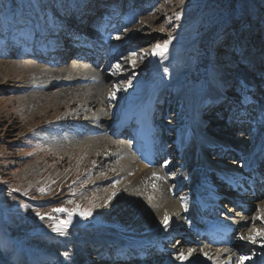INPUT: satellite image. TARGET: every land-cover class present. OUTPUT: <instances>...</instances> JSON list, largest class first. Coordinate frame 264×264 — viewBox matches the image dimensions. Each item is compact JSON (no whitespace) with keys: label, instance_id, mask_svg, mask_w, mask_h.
<instances>
[{"label":"rangeland","instance_id":"obj_1","mask_svg":"<svg viewBox=\"0 0 264 264\" xmlns=\"http://www.w3.org/2000/svg\"><path fill=\"white\" fill-rule=\"evenodd\" d=\"M22 1L24 7L20 8L21 0H16L14 19L7 8L9 0H5L3 14L0 15V262L38 264L35 257L40 258L43 264H129L130 258L112 259L115 257L112 253L107 256L100 252V248L94 247H104L101 241L109 237H118L119 242L121 232L127 228L132 230V223L124 221L133 215L132 209H125V204L120 203L128 200L123 196L124 189L120 184L122 160L109 150L105 154L107 163L97 169L99 162L94 159L87 161L91 154L88 156L87 151L83 152L90 137L75 133L76 126L100 131L118 104L146 89H154L163 97L172 93V102L182 99L180 95L187 93L188 100L193 102V97L205 96L221 85L227 86L228 81H234L238 74L253 78L255 70L250 64L249 68L246 61L254 63L257 71L261 72L264 62V0H158L153 12L140 16V22L120 37L118 42L123 48L122 53L113 60L109 69L101 73L102 83L100 72L93 73L89 67L74 65L68 59L59 67H52L23 55L19 58L21 51L17 52V43L22 41L20 36L29 37L34 28L41 31L42 27H51V22L57 23L58 30L53 32L47 28L41 35L46 37L50 33L55 35L52 40H56L88 20L89 6L97 12L105 0ZM168 40L171 42L164 55H153L154 47ZM133 52L135 56L131 55ZM51 69L74 70L81 72L80 75L90 72L100 83L70 78V82H62V78L53 73H41ZM262 74L264 76V72ZM261 82L264 85V80ZM116 86L119 90L113 95L112 88ZM99 92L100 96L96 97ZM260 93L264 97V89ZM101 95L114 99L100 107L87 106L94 99L99 102ZM192 106L190 104L189 107ZM247 131L254 133L252 129ZM101 135L91 139L109 138L104 133ZM256 136L257 132L254 138L247 132L241 135L249 145ZM237 137L232 135L234 145H237ZM258 142L255 141V145ZM120 143L128 147L127 152L136 162L144 163L139 161L127 141ZM76 149L77 156L73 154ZM124 150L125 146L118 152ZM242 151L245 158V150ZM234 165L240 167L237 162ZM85 166L89 167L85 169ZM161 172L156 170L158 176ZM167 176L169 174L161 178L160 184L170 194L172 187L166 182ZM104 187L110 191L103 195ZM169 201L178 205L172 197ZM262 204L264 199L256 203L250 214L251 219L256 218L259 222L253 220L252 227L241 231L245 239L252 236L261 238L252 244L251 255L242 253L238 264L250 263V259L242 260L243 256H251L257 261L264 255V235H258L264 233ZM58 208L73 212L72 222L64 235L52 231L53 224L68 219V212L53 211ZM87 210H91L87 219L79 215ZM37 212L45 218L41 220ZM117 215L123 220L117 219ZM91 219L101 221L106 228L92 226L89 224ZM109 219L112 220L108 222ZM179 231L181 235L183 230ZM138 237L126 238L137 241ZM183 240L179 237L174 239V243L167 247L169 250L165 248L168 251L164 250L161 256L175 258L179 253H188L194 246L180 245ZM89 242L90 246H85ZM154 259L147 260L152 262ZM137 261L144 262L141 259Z\"/></svg>","mask_w":264,"mask_h":264},{"label":"bare ground","instance_id":"obj_2","mask_svg":"<svg viewBox=\"0 0 264 264\" xmlns=\"http://www.w3.org/2000/svg\"><path fill=\"white\" fill-rule=\"evenodd\" d=\"M106 3H108V2H106ZM89 12H90V6H89ZM89 17H90V15H88L86 19H89ZM56 40H58V39H56ZM53 41H55V40H53ZM41 61L44 62L43 59H41ZM41 73H45V74L53 73V75L55 74L57 78H59V79L62 78V82L63 81H67L68 78H70V79H73V80L76 79V81L81 80L82 82L95 84V81L97 79V77L94 76L93 74H91L90 72H84L83 74L80 75L81 72L77 73L74 70H56V69L52 70L51 69L50 72L46 71V72H41ZM52 78H54V77H52ZM102 80H103V78L101 77V79H100L101 83H102ZM68 81L70 82V80H68ZM221 87H226V85H221ZM117 90H119V86H116V87L112 88L113 95L116 94ZM36 93H38V92H36ZM172 95L173 94L170 93L169 94L170 97H168V99H170L172 97ZM99 96H100V92L96 95V97H99ZM111 97L109 96V97L106 98V97H102V95H101V99L100 100L98 99L99 102L94 101L95 100L94 99L93 101L90 102L89 105L84 104V107H86V105L88 107H90V106H98V107H100L101 105H104L105 103H107L109 101L111 102L114 99V98H111ZM178 97H179V95H178ZM180 97H182V99L180 98V100H177L178 102L175 101L177 106L182 105L183 107H185L187 105L189 107L190 104H192V102L188 100V94L187 93L181 94ZM173 104H174V101L172 102V105ZM88 107H86V108H88ZM168 111H170V110H168ZM103 117H105V115H103ZM182 117L185 118L184 116H182ZM77 118H78V116H77ZM47 126H48V124H47ZM171 129L174 130L175 133H181L183 136H188L193 131V127L192 126L185 127V126L180 125V124H177L176 126L171 127ZM98 139L99 140H96V139L92 140L90 138V139L87 140L86 145H87L88 149L86 147L87 150L84 149V151H83L84 153H86V151H87L86 154L88 156L91 154L86 159L87 161H89V160L92 161L94 159L95 162H99V166L97 167V169H98L99 167H102V166H104L107 163L108 158L105 157V154L108 153L109 150H113L114 151L113 152L114 156L117 155L118 159L122 160V163H121L120 167L123 169V172L121 174V181H120L121 183L120 184H121L122 188L124 189V191H122L123 196L127 197L128 200L130 199V207L128 206V200H126L127 202L126 201L122 202L119 199H117V202L120 201V203H124L126 205V206L124 205L125 209H129V208L132 209L131 213H133V215H130L129 218H126L124 220V221L128 220L127 222H131L132 223V230L127 228L126 230L121 232L120 239L137 235V236H139L138 237L139 238L138 241L140 242V241L144 240L146 237L151 238L152 236H154L156 234L160 235L162 233H167V231L163 232L165 230L164 229L165 226H164V223H163L165 216H167L169 218L168 224L169 223L178 224V223H181V221L178 222V217H177L178 215L184 214L186 212H192L194 214V216H195V214H197V210L198 209H196L195 206H193L190 203V200H192L194 202H196V200H195L194 197H192V195H189V192L191 191V189H189L187 185L184 186V187L180 186L181 188L180 187L178 188L179 189L178 193L175 195V198L179 199V198L183 197L187 202H184V204L182 206H179V204L176 205V203H174L172 201H169L172 196H170V194H167L163 190V188H162V186L160 184V182L162 180L160 181V179H159V181H158V179H157L158 175L156 174V170H154L153 168H151L152 170L147 169L144 163L136 162L130 156V154L127 152L126 149L128 147L126 145L120 143V142H122L121 139H118L119 142L115 141L112 138H106V139L105 138H98ZM213 142H214V140H213ZM168 145H170V142L169 143L167 142L165 144L164 149H166L168 147ZM123 146H125V150L126 151L124 150V151L118 152V150L119 149L121 150V148ZM112 148H116V149L114 150ZM80 151H82V150L80 149ZM214 152L216 153L217 151L215 150ZM73 154L75 156L78 155L77 149L75 151H73ZM257 158H254L252 160V163H256ZM87 165H88V163H87ZM88 167L89 166H85V169H87ZM119 168H117V171H115V174H116V172H118ZM171 168L175 169L174 166H172V165H171ZM224 168L225 167L223 166V169H221L222 172L224 171ZM250 169H251V167H248V168L246 166L242 167V170H245V171H248ZM164 174L165 173L161 172V174L159 176L164 178ZM90 175H88V176H90ZM166 181L168 183L177 182L176 180H174V178H169V179L167 178ZM200 181L202 182L201 187H202V185H205L206 181H205V179L203 177L200 179ZM62 183H64V182H62ZM155 183L158 184V185H156V187H155ZM67 184H68V181L66 182V185ZM120 184L118 186H120ZM75 185H76V187H78V182H76ZM96 186H97V184H96ZM217 186H218V184H217ZM65 188H67V187H65ZM108 190H109L108 188L106 189L104 187V189L102 190L103 191V195H104V192L107 193V192L110 191V190L109 191ZM116 195H118V194L116 193ZM116 195L113 198V200L116 199ZM104 198H105V196H104ZM263 205L264 204H262V206ZM121 218H122V216L117 215V219L123 220ZM247 219H249V220H248L247 223L243 224V227L244 226L246 227L248 224L251 225L250 224V219L251 218H250L249 214L247 215ZM111 220L109 219L107 221L109 222ZM252 221L253 222H257V223L259 222V220L256 219V218H253ZM127 222H125L124 224H126ZM90 223H91L92 226L94 225V226H97L98 228H101V229L106 228V225L103 224L101 221L99 222L97 219H91L89 221V224ZM76 228H78V227H76ZM206 231H210V230H206ZM259 237L260 236H256V240H260L261 237L260 238ZM117 239H118V237H109L108 239H105V240H103L101 242V244H103L104 247H101V245H94V246L95 247L99 246L101 248H107V247L110 246V244L116 243ZM120 239H119L118 243H120V244H128L127 241L122 240V239L120 241ZM243 241H247L246 245L243 246L245 248H242V250H241L240 247L238 245L236 246V244H235L233 246L234 247L233 248V252L236 251V253H233L232 257H230L228 259V256H223V259L215 261V262H211L209 264H218V263L234 264L238 260L237 254H239L242 251H243L242 253L251 255L252 254V249H253V246H252L253 243H251L248 240V237L245 240H243ZM87 244L89 245L90 242L89 243H85V246ZM168 245L165 248H167ZM180 245L187 246L188 242L186 240H183V241H181ZM193 249L195 251L193 252L192 256L188 257V259H186V260H181V259H179V257H175V258H177V259H175L174 257L167 258V257H162L160 255L161 257H156L154 259V261L151 262V261L147 260V257L141 256V255H134L133 259H135V261H131L129 264H208V262L210 260H213L214 257H217V256H212L211 254L206 255L204 250L200 251L197 248H195V246L193 247ZM165 251H168V250H165ZM183 253L185 255H187V253H185V252H183ZM140 259L144 260V262L137 261V260H140ZM69 261L71 262V258L69 259ZM252 262H255V260L253 258L250 259V263L251 264H255V263H252ZM0 264H2V263L0 262Z\"/></svg>","mask_w":264,"mask_h":264},{"label":"snow or ice","instance_id":"obj_3","mask_svg":"<svg viewBox=\"0 0 264 264\" xmlns=\"http://www.w3.org/2000/svg\"><path fill=\"white\" fill-rule=\"evenodd\" d=\"M4 6H5V0H0V15L3 14V9H4ZM16 7V0H9L8 4H7V8H8V11L12 13V17L13 19L15 18L16 16V13L14 11V8ZM20 8H23L24 5L20 4L19 6ZM116 39H120V36H116L115 37ZM171 41L168 40V41H165L163 43V45H156L154 47V50H153V55H159V56H163L164 53L167 51V47H168V44L170 43ZM132 56H135V52L131 53ZM133 65L135 64V61L133 60ZM119 66L117 65V68ZM53 211L55 212H68V219L66 221H62L60 223H56V224H53L52 225V231L53 232H56L60 235H64L66 233V229L68 227V225L71 224L72 222V215H73V212L72 211H69L67 209H64V208H58V209H54ZM36 215L41 219L43 220L45 217L44 215H41V213L37 212ZM79 215H81L83 218L87 219L90 215H91V210H87V211H84V212H80ZM168 220L169 218L167 216H165L164 218V226L165 228L167 227L168 225ZM258 235H264V233H258ZM240 239H245V237L241 236ZM248 240L251 242V243H256V237L255 236H252V237H248ZM195 250L194 249H190L187 253V255H185L184 253H179V259L181 260H186L188 259V257L192 256L193 252ZM65 255H67V253H65ZM252 257L251 256H243L241 257L242 260H249L251 259Z\"/></svg>","mask_w":264,"mask_h":264},{"label":"trees","instance_id":"obj_4","mask_svg":"<svg viewBox=\"0 0 264 264\" xmlns=\"http://www.w3.org/2000/svg\"><path fill=\"white\" fill-rule=\"evenodd\" d=\"M22 1V0H21Z\"/></svg>","mask_w":264,"mask_h":264}]
</instances>
